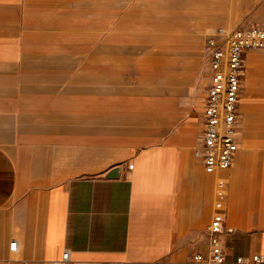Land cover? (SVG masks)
Wrapping results in <instances>:
<instances>
[{"label":"crops","instance_id":"obj_1","mask_svg":"<svg viewBox=\"0 0 264 264\" xmlns=\"http://www.w3.org/2000/svg\"><path fill=\"white\" fill-rule=\"evenodd\" d=\"M239 26H264V0H0V264H191L220 181L228 263L264 257V50L233 166L196 155L206 42Z\"/></svg>","mask_w":264,"mask_h":264},{"label":"built area","instance_id":"obj_2","mask_svg":"<svg viewBox=\"0 0 264 264\" xmlns=\"http://www.w3.org/2000/svg\"><path fill=\"white\" fill-rule=\"evenodd\" d=\"M254 50H264V26L220 28L206 42L204 55L208 86L202 112L203 132L196 155L209 174L227 171L234 164L238 150V115L245 55ZM133 167L129 165V169ZM227 199L224 181H220L213 218L207 228L208 252L196 253L191 264H229L226 237L233 230L226 226ZM16 248L17 243H12V251ZM70 262V253L65 251L61 260L52 264ZM263 262L264 257L260 255L239 257L236 260L237 264Z\"/></svg>","mask_w":264,"mask_h":264},{"label":"rangeland","instance_id":"obj_3","mask_svg":"<svg viewBox=\"0 0 264 264\" xmlns=\"http://www.w3.org/2000/svg\"><path fill=\"white\" fill-rule=\"evenodd\" d=\"M144 9L146 12L147 11L151 12L152 10V8H144ZM144 25H145L144 28L145 31L150 30V27H152L153 25L160 27L161 30H164L169 26V24H165V23L151 24L148 22H146ZM207 86H208L207 73L202 69L196 77V83L194 86V93H193V108H197L200 110L204 105Z\"/></svg>","mask_w":264,"mask_h":264},{"label":"water","instance_id":"obj_4","mask_svg":"<svg viewBox=\"0 0 264 264\" xmlns=\"http://www.w3.org/2000/svg\"><path fill=\"white\" fill-rule=\"evenodd\" d=\"M116 174H117V170H113L112 172H110V173L107 175V177H108V178H112V177L116 176Z\"/></svg>","mask_w":264,"mask_h":264}]
</instances>
